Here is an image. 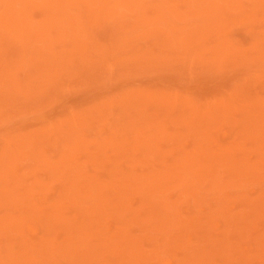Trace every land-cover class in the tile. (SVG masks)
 <instances>
[{
	"label": "rangeland",
	"instance_id": "374dc122",
	"mask_svg": "<svg viewBox=\"0 0 264 264\" xmlns=\"http://www.w3.org/2000/svg\"><path fill=\"white\" fill-rule=\"evenodd\" d=\"M0 264H264V0H0Z\"/></svg>",
	"mask_w": 264,
	"mask_h": 264
}]
</instances>
